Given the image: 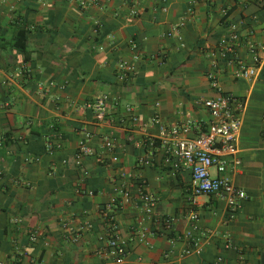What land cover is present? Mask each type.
<instances>
[{"label": "crops", "instance_id": "1", "mask_svg": "<svg viewBox=\"0 0 264 264\" xmlns=\"http://www.w3.org/2000/svg\"><path fill=\"white\" fill-rule=\"evenodd\" d=\"M234 24L238 58L255 65L251 42L262 60L253 80L228 63ZM120 62L135 65L123 81ZM106 94L110 123L98 125L86 106ZM221 94L245 102L242 165L230 176L247 198L235 214L216 195L192 204L191 171L152 124L189 125L194 137L212 120L204 100ZM84 130L93 155L79 168ZM263 132L264 0H0V264H116L113 226L130 263L264 264ZM143 193L156 199L152 214ZM192 210L200 251L185 255Z\"/></svg>", "mask_w": 264, "mask_h": 264}, {"label": "built area", "instance_id": "2", "mask_svg": "<svg viewBox=\"0 0 264 264\" xmlns=\"http://www.w3.org/2000/svg\"><path fill=\"white\" fill-rule=\"evenodd\" d=\"M99 0H80L81 6L87 7L97 4ZM230 39L233 43L225 48V54H230L231 58L228 63L235 68L234 77L238 79L253 80L259 75V65L262 60L259 57L257 46L249 42L248 47L250 53L253 54L255 65L249 66L243 60L238 58L235 53V44L239 41L237 25L231 26ZM168 35H171L169 33ZM223 54V56H225ZM138 57H136L137 59ZM135 65L127 62L119 64V79L125 80L134 75ZM213 86L217 87V82H213ZM109 95L97 96L92 102L87 104V108L91 109L94 119L98 125L109 124L108 103ZM205 108L209 111L212 118L208 127L201 130L196 136L191 137L189 133L191 127L169 126L164 123L158 116L152 118V124L158 128L156 139L164 147L166 154L174 156L176 166L182 165L191 171V181L189 189L194 199L201 195H216L224 200L231 209L232 214L239 212L242 208V201L247 198L244 190L239 188L231 179L230 172H238L241 169V159L239 157L238 138L243 125V111L245 102L231 94H221L215 98L206 99L203 102ZM137 121V118H133ZM264 135V132H263ZM92 134L88 130L82 132V136L78 141L77 151L75 154V165L82 167L83 160L93 155V150L89 146ZM104 145L107 149L113 147V139L110 136L104 137ZM146 160L144 163L148 164ZM215 169L217 175L214 176L211 170ZM90 195L93 192L89 193ZM122 202L128 203L131 200V194L128 188L121 190ZM156 199L147 193L141 195V205L146 214H152L156 208ZM107 210H110L108 208ZM106 219L114 221V216L109 211H105ZM190 224L186 237L195 242L194 246L185 251V255H190L200 251L197 239L194 233L200 231V217L197 211L192 210L188 215ZM114 231L109 246L111 252L116 256V264H142L138 259L134 263H130L123 257L124 242L113 226ZM74 241L78 237H73ZM36 235L31 236V240L35 241ZM229 247V245H227ZM222 261L218 258L214 264Z\"/></svg>", "mask_w": 264, "mask_h": 264}, {"label": "trees", "instance_id": "3", "mask_svg": "<svg viewBox=\"0 0 264 264\" xmlns=\"http://www.w3.org/2000/svg\"><path fill=\"white\" fill-rule=\"evenodd\" d=\"M24 32H20L19 35H18V41L16 43V46L17 48L20 50V51H25V43H24Z\"/></svg>", "mask_w": 264, "mask_h": 264}]
</instances>
